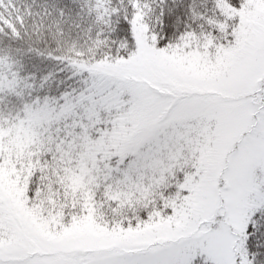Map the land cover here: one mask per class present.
<instances>
[{
	"label": "snow or ice",
	"instance_id": "6c2138e0",
	"mask_svg": "<svg viewBox=\"0 0 264 264\" xmlns=\"http://www.w3.org/2000/svg\"><path fill=\"white\" fill-rule=\"evenodd\" d=\"M0 264H264V0H0Z\"/></svg>",
	"mask_w": 264,
	"mask_h": 264
}]
</instances>
